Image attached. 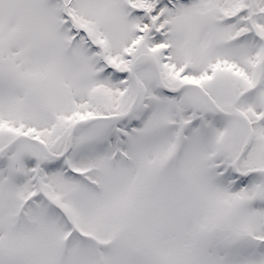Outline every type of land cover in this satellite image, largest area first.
<instances>
[{
  "label": "snow or ice",
  "instance_id": "6c2138e0",
  "mask_svg": "<svg viewBox=\"0 0 264 264\" xmlns=\"http://www.w3.org/2000/svg\"><path fill=\"white\" fill-rule=\"evenodd\" d=\"M0 264H264V0H0Z\"/></svg>",
  "mask_w": 264,
  "mask_h": 264
}]
</instances>
